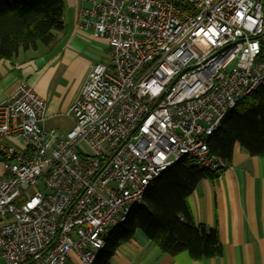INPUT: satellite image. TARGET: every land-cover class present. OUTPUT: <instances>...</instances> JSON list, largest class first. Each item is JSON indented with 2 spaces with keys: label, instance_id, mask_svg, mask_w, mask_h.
<instances>
[{
  "label": "built area",
  "instance_id": "1",
  "mask_svg": "<svg viewBox=\"0 0 264 264\" xmlns=\"http://www.w3.org/2000/svg\"><path fill=\"white\" fill-rule=\"evenodd\" d=\"M78 22L111 57L44 130L25 83L0 103V264H93L168 167L217 174L206 137L264 87V0H99Z\"/></svg>",
  "mask_w": 264,
  "mask_h": 264
},
{
  "label": "crops",
  "instance_id": "2",
  "mask_svg": "<svg viewBox=\"0 0 264 264\" xmlns=\"http://www.w3.org/2000/svg\"><path fill=\"white\" fill-rule=\"evenodd\" d=\"M99 0H63V28L50 45L20 52L0 60V103L25 83L45 101L44 130L70 131L73 121L65 116L76 101L91 67L108 63L111 52L90 27L78 22L81 11ZM230 168L201 180L187 198L195 224L215 229L221 255L193 261L187 252L162 253L141 232L120 245L110 264H264V155L250 156L234 146ZM72 261L76 263L75 259Z\"/></svg>",
  "mask_w": 264,
  "mask_h": 264
},
{
  "label": "trees",
  "instance_id": "3",
  "mask_svg": "<svg viewBox=\"0 0 264 264\" xmlns=\"http://www.w3.org/2000/svg\"><path fill=\"white\" fill-rule=\"evenodd\" d=\"M63 10V0H0V60L50 45L63 28ZM205 141L211 154L228 162L237 144L250 156H263L264 87L243 98ZM214 177L188 158L168 167L145 191L143 205L131 208L125 222L108 233L93 264H110L136 231L170 256L187 252L195 262L220 256L218 232L195 224L187 203L201 180Z\"/></svg>",
  "mask_w": 264,
  "mask_h": 264
}]
</instances>
